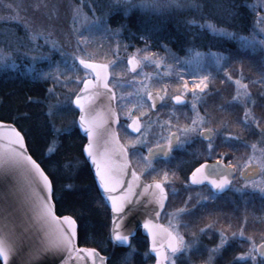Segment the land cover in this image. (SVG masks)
Listing matches in <instances>:
<instances>
[{"label":"snow or ice","instance_id":"6c2138e0","mask_svg":"<svg viewBox=\"0 0 264 264\" xmlns=\"http://www.w3.org/2000/svg\"><path fill=\"white\" fill-rule=\"evenodd\" d=\"M0 3V79L46 85L0 118V264H264V0Z\"/></svg>","mask_w":264,"mask_h":264},{"label":"trees","instance_id":"16d2710c","mask_svg":"<svg viewBox=\"0 0 264 264\" xmlns=\"http://www.w3.org/2000/svg\"><path fill=\"white\" fill-rule=\"evenodd\" d=\"M117 20L119 18H116ZM116 21H114L115 26ZM134 23V21H133ZM173 48L179 49V47L173 44ZM9 74L14 79H0V118L10 119L14 117L17 111L21 113L31 112L33 115L32 119L29 120H22L20 124L24 127L32 126L34 129L38 128L39 120L36 118L39 112V108L36 105H28L26 103V96H43L45 95L46 85L35 83L31 80V74L20 72H9ZM72 140H76L78 142L77 137H73ZM72 141L66 142V148L61 150L59 155L53 158V163L56 160H63L67 152V144L71 143ZM45 145H46V138L40 136L38 133L34 135L32 139V151L38 157H45ZM91 173L85 172L82 175L80 180V184H85L87 188L88 185L91 183ZM64 181L61 179L60 175L57 174L56 177V187L57 191L59 192L61 189L62 184ZM89 199L85 200L82 198L80 193H74L70 195H66L65 198L59 202V207L62 210L71 211L73 208H79L81 205H85L88 208L86 212V217L89 223L96 225L97 227L102 226L103 224L100 221V217H102V221L107 220V214L104 209H98L94 204L90 202L91 193H88ZM225 209V208H224ZM58 214H62L58 213ZM104 214V216H103ZM106 231V229H105ZM140 247L143 250L144 243L141 240ZM124 251V249L117 250L116 259L119 260V252ZM228 256V254H225ZM136 264H139V259H137ZM221 264V262L219 263Z\"/></svg>","mask_w":264,"mask_h":264},{"label":"rangeland","instance_id":"374dc122","mask_svg":"<svg viewBox=\"0 0 264 264\" xmlns=\"http://www.w3.org/2000/svg\"><path fill=\"white\" fill-rule=\"evenodd\" d=\"M0 9H3V3H0ZM176 50L180 52V55H185V52L180 51V48L179 49H176ZM161 51H163V49H161ZM57 58H59V57L57 56ZM154 70H155V68L153 66H149L147 68V71L148 72H153ZM246 70L248 71L249 74H259L258 67L255 64H252V65L249 66L247 64V62H246ZM8 71L9 72H20V73L22 71V72H24L26 74L30 73L27 62L20 64L19 67L15 68V69H9ZM233 72L235 74L236 67L233 68ZM217 85L219 87H226V89H227L226 92H225V95L226 96L232 94V87H231V85L225 86L220 81H217ZM124 90L125 91H129L131 89L125 88ZM45 94H46V91H45ZM217 102H218V98H217ZM256 110H257V112H260L261 110H263V108L258 107ZM240 114L242 115V111H241ZM220 115H223V114H220ZM249 138L250 139H254L255 137H249ZM245 151H246V149L242 147L240 149V154L243 155L245 153ZM81 185L83 187H86L85 184H81ZM181 193H182V191H181ZM181 196L182 195L180 194L179 197H177L176 199L173 200V202H172L173 203V206L179 207L181 205L182 200L185 198L184 195L182 196V198H181ZM218 211H220V209H218ZM223 211L232 212L233 211V208L232 207H227V208L223 209ZM250 211H251V208H250ZM255 211L257 213H259L261 211V209L259 208V206L256 207ZM103 216H104V214H103ZM98 217H100L101 223L104 224L105 223L104 218H103V221H102V217L101 216H98ZM162 222L167 223V220H163ZM250 227H256V225H250ZM205 240H206L207 243H212L213 242L211 239H209L207 237L205 238ZM221 264H223V262H221Z\"/></svg>","mask_w":264,"mask_h":264},{"label":"flooded vegetation","instance_id":"af4514ba","mask_svg":"<svg viewBox=\"0 0 264 264\" xmlns=\"http://www.w3.org/2000/svg\"><path fill=\"white\" fill-rule=\"evenodd\" d=\"M260 113H264V108H263V110L260 111ZM129 131H130V130H129ZM181 175H183V173H181ZM177 187L180 188L181 185L178 183V184H177ZM193 190H195V189H193ZM181 195H182V196L184 195L183 191H182ZM182 196H181V198H182ZM228 255H229V254H228ZM194 259H197V260H198L199 257H194ZM221 262H223V261H221Z\"/></svg>","mask_w":264,"mask_h":264},{"label":"water","instance_id":"95a60500","mask_svg":"<svg viewBox=\"0 0 264 264\" xmlns=\"http://www.w3.org/2000/svg\"><path fill=\"white\" fill-rule=\"evenodd\" d=\"M89 163H90V162H89ZM90 173H91V175L94 174V167L92 168V171H91ZM141 231H143V230L141 229Z\"/></svg>","mask_w":264,"mask_h":264}]
</instances>
